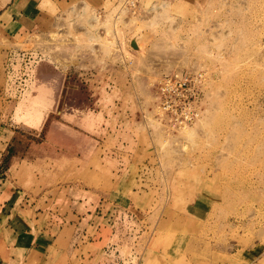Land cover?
<instances>
[{"label":"rangeland","instance_id":"obj_1","mask_svg":"<svg viewBox=\"0 0 264 264\" xmlns=\"http://www.w3.org/2000/svg\"><path fill=\"white\" fill-rule=\"evenodd\" d=\"M129 1L40 0L43 27L15 44L26 61L17 51L6 59L10 69L0 66L1 120L40 125L24 117L41 105L30 97L17 116L21 73L32 87L38 80L53 88L43 128L12 141L0 179L30 203L40 197L20 212L30 225L41 210L40 227L49 212L69 213L65 223L54 216L40 248L11 264H77L83 254L88 262L97 249L68 224L83 196L103 201L119 222L110 264H264V0ZM181 72L203 73L200 116L172 130L157 87ZM88 113L99 118L89 115L84 133L76 119ZM54 124L97 142L87 141L85 155L57 152L30 164Z\"/></svg>","mask_w":264,"mask_h":264},{"label":"crops","instance_id":"obj_2","mask_svg":"<svg viewBox=\"0 0 264 264\" xmlns=\"http://www.w3.org/2000/svg\"><path fill=\"white\" fill-rule=\"evenodd\" d=\"M40 4V0H0V66L4 63V66L7 69L9 67V63H7L6 59L8 60V57L13 56L17 51L19 52L18 55H26V53H23V51H21V49L16 48L15 44H17V42H20L22 38H26L27 35L30 34L32 30H34V28L43 27L42 23L45 22V19L43 18L44 13L41 12V10L43 9L40 8ZM8 45L10 46L7 47ZM40 84L43 85L47 90H49V94L46 95L47 106L42 107L41 105L36 106L32 104L30 105L28 111L34 112L38 110L40 113H43L44 118L42 117V121L39 123L40 125L36 124L37 126L39 125V127H30L22 122H17L15 120V122L13 120L12 122H9L8 120L6 121L0 119V159L7 151L12 141L17 140V138L21 134V131L26 132V128L32 129L34 131L43 128L46 114L52 107L53 103V88L51 85L49 86L47 83L40 82L38 80L35 82V87H32L29 83L27 90H25V92L22 94V96H24L23 100H21L22 102H18V106L15 108V110L17 112V116L22 117L26 110H20L19 112V107L27 98L30 97L34 99L38 96V92L35 90V88ZM2 93H4V91L0 88V105H2L3 103L1 100ZM32 107H34V109H37L32 111ZM89 115L93 116V121H95L96 118H99L98 113L97 115L88 113L86 114V116L76 119L78 120L79 129H83L82 131L84 133L85 129L88 130L87 127H90L93 124V122L92 124H90V121L87 119ZM63 126L65 127L66 125ZM71 130H73L74 132L69 133L67 132L66 128H59L58 124H54L51 125V127H48L45 139L40 142L41 147H44L43 149L45 150V152L39 153V156H34L37 161L33 160V162H30V164L36 165L37 162L43 163L44 161L45 163H47L50 158L58 154L57 152L62 154L61 156L63 157L85 155L86 151L89 149L86 148L87 141H90V143H92L91 140L94 139H87L84 133H81L78 130L76 131L75 129ZM56 131L60 132V135L58 136L59 138L55 137V134H57L55 133ZM94 141L97 142V140ZM32 147H34V144L29 145L26 151L29 155L33 153L31 151ZM34 149L36 150V148ZM39 157H42L44 159H38ZM12 162L7 168L8 172H10L12 167L15 166V161L13 160ZM7 171H5L4 174H6ZM7 183L10 184V181L5 179V181L3 182L2 179H0V264H11L12 261L16 260V257H18L20 252H22V256L24 257L29 256V253L32 249L37 250L40 248V245H38V239L41 233L46 232L47 235L51 234V231L54 229L56 224L54 216L57 217V219L62 220L64 223L68 220L69 216L68 212H65L62 215H59V212L57 211L55 215L53 212H49L48 215H50L49 219L46 222V225L40 227L41 221L43 220L41 219L42 216L39 215L42 214L41 210V212L36 213L34 217V224L30 225V222H32L31 220L33 219L29 218L28 220H26L25 213L22 214L20 212L23 211V209L27 206L33 207L34 203L37 204L36 202L39 201L40 197L38 199H35V202L30 203V198H28V195L23 192L16 191V187H13V189L10 188ZM18 193H22L23 196H18ZM83 197L82 199L78 198L76 201H74V205H82V208L80 209V206L77 205L76 207H72L71 210V215L76 216L77 222L75 223L71 219L69 220L68 224L75 225V235L80 239L82 237H87L88 244L92 245L93 248L95 247L94 249H97V251L95 253H92L91 251L87 253L90 259L88 260V262H85V259H82L86 258L85 254L80 255V262L77 264H90L94 259L97 260V263L95 264H110L112 263V261L110 260V258H108L109 253L114 252V254L116 255L119 251L116 247V242H112V239L115 236H117L118 238L119 232L117 225L119 222L116 221L114 224H112L113 220H111V217L113 216V214L111 212V208L106 210L105 207L102 206L103 201H101V204L97 205V201L88 202L87 200H85L86 196ZM107 203L112 205L111 207L114 208V211L119 210L115 206L116 204H112L110 202ZM75 208L76 210H74ZM121 213L122 212L120 211L118 215L119 217L115 214L114 218L117 220L121 219ZM107 221L110 223H107ZM88 228H90L89 233ZM141 231L142 233H144L143 230ZM78 247L79 245L75 246V248ZM73 250L74 249H72V251ZM72 251L69 250V253H72ZM104 254L107 255V258H104ZM130 263L131 262H127V264Z\"/></svg>","mask_w":264,"mask_h":264},{"label":"built area","instance_id":"obj_3","mask_svg":"<svg viewBox=\"0 0 264 264\" xmlns=\"http://www.w3.org/2000/svg\"><path fill=\"white\" fill-rule=\"evenodd\" d=\"M130 2V1H129ZM134 2L131 0L130 6ZM10 56V59H13ZM21 63L26 61L27 55H20ZM12 62L9 63L10 69ZM27 64V63H25ZM17 85V96L27 90L29 79L25 72L21 73V78ZM204 76L201 72H181L165 76L159 81L157 93L159 95V111L167 126L172 130H178L195 122L200 116L201 87Z\"/></svg>","mask_w":264,"mask_h":264},{"label":"bare ground","instance_id":"obj_4","mask_svg":"<svg viewBox=\"0 0 264 264\" xmlns=\"http://www.w3.org/2000/svg\"><path fill=\"white\" fill-rule=\"evenodd\" d=\"M137 45L136 49H133L135 52H140V48H139V43L137 44L136 40L133 39ZM36 91L38 92V96L36 98L33 99L32 102L37 103V104H41L43 107L47 106V102H46V95L49 94V90H47L43 85H37L36 86ZM28 109V107H27ZM27 112V111H26ZM43 113H40L38 110L34 111V112H27L25 113L24 117L26 120H28L31 123H35V124H39L42 120L43 117ZM44 118V117H43Z\"/></svg>","mask_w":264,"mask_h":264},{"label":"water","instance_id":"obj_5","mask_svg":"<svg viewBox=\"0 0 264 264\" xmlns=\"http://www.w3.org/2000/svg\"><path fill=\"white\" fill-rule=\"evenodd\" d=\"M130 47H132L133 49L137 48V45L133 39L130 41Z\"/></svg>","mask_w":264,"mask_h":264}]
</instances>
